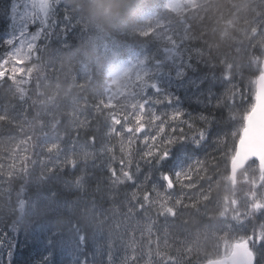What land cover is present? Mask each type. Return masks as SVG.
I'll return each instance as SVG.
<instances>
[{"label":"snow or ice","instance_id":"obj_1","mask_svg":"<svg viewBox=\"0 0 264 264\" xmlns=\"http://www.w3.org/2000/svg\"><path fill=\"white\" fill-rule=\"evenodd\" d=\"M0 17V86L24 105L0 106V127L22 135L0 163V264L21 245L30 264H264V0H148L140 43L92 99L72 95L78 77L63 97L50 86L67 36L83 34L67 0H8ZM98 156L107 182L93 188L82 166ZM54 180L74 198L47 190Z\"/></svg>","mask_w":264,"mask_h":264},{"label":"trees","instance_id":"obj_2","mask_svg":"<svg viewBox=\"0 0 264 264\" xmlns=\"http://www.w3.org/2000/svg\"><path fill=\"white\" fill-rule=\"evenodd\" d=\"M95 6L94 8H89V11L91 13V24L94 27L95 31L93 33V37H99L100 38H107L110 41H108L112 47L113 46L118 49H121L119 51L121 57L127 58V54L129 51V46L136 47L140 41H138V38L136 37L135 33L138 29L142 28L145 24L144 15L146 14V5L148 4V0H95ZM101 4V6H98V4ZM128 6H134L132 8L125 9ZM132 14V17L129 20V24H127L124 28H121L126 22L127 18L125 16H130ZM119 23V24H118ZM3 21L0 19V37H2L6 31ZM114 28V29H113ZM3 29V30H2ZM111 33V35L109 34ZM112 42V43H111ZM6 48L3 46H0V55L1 53H4ZM109 77L107 74H105L104 71H97L94 69V66L92 65L90 70L88 71L87 75L79 80V84L85 83L86 87L81 90L79 88L77 89V93H80L82 96H87L89 99H92L94 95L96 94H102L106 88V86L109 85ZM0 92L3 94H0V104L6 103V96L10 97L9 91L3 86H0ZM184 109L189 114H194L197 111L200 110V105L194 101V100H187L183 101ZM30 118L35 117L36 120L41 119L40 116H36V113H41V107L40 106H34L31 110ZM101 124H103V120L101 118ZM105 128H101V132L105 131ZM16 130H7L3 127H0V138L3 137L2 135L6 133H11ZM39 157L36 161L38 163L40 161ZM105 158L98 157L97 161H89L88 164L83 165L87 171L88 174H90V184H92V187H95V182L97 179H102L103 182L106 183L107 178V172L104 168ZM102 162H101V161ZM142 163V162H141ZM29 167L34 168L35 173L38 174L40 169L36 168V166L29 164ZM143 172L141 173V175ZM88 185L86 184V187ZM131 184L126 185L121 189L122 192L127 191L128 188H130ZM47 190L56 191L60 196H68L69 199L74 198L60 183L54 181L49 182L48 185H46ZM93 193L91 192V188H89V198L91 197ZM96 198L99 201L100 195L96 194ZM103 208H109L111 207L110 203L106 200L102 202ZM47 208H38V215L46 210ZM6 215V214H5ZM31 243V242H30ZM212 242L208 241V248L207 250L210 251ZM25 245H21L17 255L14 257V259L17 261V264H30L31 259L38 258L37 257V251L35 249H29L28 251H25ZM65 253L63 256L60 257V259L65 261V264H69L67 257Z\"/></svg>","mask_w":264,"mask_h":264},{"label":"rangeland","instance_id":"obj_3","mask_svg":"<svg viewBox=\"0 0 264 264\" xmlns=\"http://www.w3.org/2000/svg\"><path fill=\"white\" fill-rule=\"evenodd\" d=\"M75 1H76V4H78L80 6H85L88 2V0H75ZM67 3L70 4V1L67 0ZM70 5H72V4H70ZM72 6L77 13L78 20H83V17L79 13L78 6H74V5H72ZM90 14L91 13L89 10L85 11V15H84L85 18H87V16H89ZM89 48H90V50H94V51L98 50V46L94 43H90ZM79 51L82 52L83 54H85V56H87L90 60L95 62V64L98 66V68L104 69L107 72H109L112 80L115 78V74L119 71V69L121 67V62L124 61V60L119 58L118 53H109V52L99 51V55H93L91 53V51H89V49H87V48H80ZM61 55L63 58V69H62L60 78L58 81L56 79H51L50 80V86L55 88L57 83H59V93H60V96L63 97L64 92L68 89L69 85L73 83L72 77H78L75 80V82L78 81L79 78L83 79L85 77L86 73L88 72L89 68L83 60L77 58L75 53L66 54V53L62 52ZM65 73H67V78H65ZM174 87L176 88V95H178L179 98L182 97L183 99H186V100L192 98L195 100V98H194L195 97V91L192 90L191 92H189L191 89L190 87L181 88L179 85H175ZM72 95L74 96L75 94L72 92ZM74 97H76V96H74ZM13 103L16 106L15 111L20 112L24 105L21 102H13ZM24 103H28V102L25 101ZM3 104L4 103L0 104V106H2ZM179 106L183 107V104H182V102H180V100H179ZM157 107H158V110H160V111L166 110L165 106H157ZM41 112L43 114L42 108H41ZM69 130H70V126L67 123H65L61 126L60 129L57 130V132H60V131L69 132ZM11 136H14L16 140H19L22 138V136L20 137L18 135H11ZM9 137L10 136H8L4 140L0 141V163L5 164V166H7V164L10 163V155H11L9 151H6V148L14 147V141L10 143ZM70 140H71V138L67 137L65 139V144H68L70 142ZM117 154H119V153H117ZM96 162H98L97 159H96ZM141 167L146 172L147 165L141 163ZM140 179H143V175L140 176ZM131 188L129 189V191L131 190ZM38 204H41V206L43 208L50 207L44 203H38ZM107 209H109V208H107ZM105 227L107 228L108 225H105ZM90 250H91V247H90Z\"/></svg>","mask_w":264,"mask_h":264},{"label":"bare ground","instance_id":"obj_4","mask_svg":"<svg viewBox=\"0 0 264 264\" xmlns=\"http://www.w3.org/2000/svg\"><path fill=\"white\" fill-rule=\"evenodd\" d=\"M119 1V0H118ZM130 1V0H129ZM131 2V1H130ZM132 7H134V6H128V7H126L125 9H128V8H132ZM126 18H127V22L121 27V28H124L127 24H129V20H130V18L132 17V14L129 16H125ZM119 24V23H118ZM114 29V28H113ZM110 35H111V33H109ZM103 160V159H102ZM101 161V160H100ZM103 161H105V160H103ZM102 162V161H101Z\"/></svg>","mask_w":264,"mask_h":264}]
</instances>
